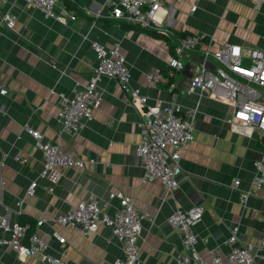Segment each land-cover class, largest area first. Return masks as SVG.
Returning <instances> with one entry per match:
<instances>
[{
	"label": "crops",
	"instance_id": "1",
	"mask_svg": "<svg viewBox=\"0 0 264 264\" xmlns=\"http://www.w3.org/2000/svg\"><path fill=\"white\" fill-rule=\"evenodd\" d=\"M191 2L166 0V6L174 9L173 17L162 30H147L111 19L105 0H63L61 4L76 15L66 25L45 19L20 0H0V16L9 12L16 16L13 30L0 25V90L7 91L0 95V183L4 182L0 214L11 223H33V231L47 243L51 256L67 264H113L121 259L122 246L108 228L84 235L56 222L58 214L90 197L112 216L118 202L107 201V195L121 192L147 216L142 222L138 264H175L182 252L180 236L167 218L175 209L192 206L204 209L193 229L199 255L208 259L216 252L226 257L227 240L237 229L235 245L251 246L253 264H264V188L244 205L239 202V194L252 188L253 162L264 164V136L246 137L231 130L230 105L206 93L185 94L201 61L200 51L182 57L179 72L167 65L175 43L196 32L210 36L214 48L229 43L264 52V0H199L193 13ZM163 11L158 19L164 17ZM92 42L106 48L120 44L132 86L149 96L151 103L168 102L175 93L183 113L197 110L194 140L181 154L173 200L163 202L160 181L141 183L142 164L135 155L140 115L117 82L99 83V108L83 130L59 136L58 94L70 95L76 84L85 85L90 79L97 63ZM151 69L161 70L162 82L146 83L145 74ZM25 126L38 131L44 142H57L66 154L86 162L85 169L63 170L50 192L49 183L39 178L42 154ZM35 180V195L24 198L19 209L17 202ZM235 180L238 189L233 188ZM38 221H43L39 227ZM53 232L65 239L63 247ZM0 264L43 263L37 258L18 259L14 251L0 247Z\"/></svg>",
	"mask_w": 264,
	"mask_h": 264
},
{
	"label": "built area",
	"instance_id": "2",
	"mask_svg": "<svg viewBox=\"0 0 264 264\" xmlns=\"http://www.w3.org/2000/svg\"><path fill=\"white\" fill-rule=\"evenodd\" d=\"M28 8L39 11L45 19H51L66 25L74 22L76 15L61 4L63 0H20ZM182 2L183 0H172ZM199 0H192L189 11L197 9ZM110 8V18L123 21L127 25L147 30H162L165 22L174 15V9L166 6V0H105ZM164 10V11H163ZM163 11L164 17L158 19ZM16 16L5 13L0 16V25L13 30ZM213 39L206 34L196 32L180 38L173 48V56L168 67L179 72L183 68L181 58L200 51L201 61L185 91L186 95L195 93L211 96L231 106L227 120L231 130L243 136H264V52L251 49L243 50L241 46L222 43L214 48ZM97 58L90 79L85 85L76 84L70 95L58 94L57 119L60 124L59 136L74 135L83 130L86 122L91 121L92 113L99 108L101 92L99 83L103 79L113 80L119 85L128 102L135 106L140 115L138 122L140 140L135 150L137 159L142 164L141 183L160 181L164 195L163 202L173 200L174 192L179 187L177 173L181 154L194 140L196 109L182 112L178 96L171 93L168 102L160 100L151 103L149 96L142 94L139 88L131 84V70L121 53L119 43L111 48L97 42L91 43ZM147 84L156 85L163 81L159 69H151L145 74ZM51 93H53L51 91ZM6 90H0L5 96ZM24 131L31 136L34 146L42 154V168L39 178L46 180L52 192L58 184L61 173L68 168L78 171L85 169L86 162L66 154L62 146L55 142H44L41 134L30 128ZM15 161L19 158L15 157ZM88 163H94L89 160ZM3 164H1L2 166ZM254 176L252 188L239 194V202L244 205L247 199L259 189L264 188V164L253 162ZM4 182L0 183L2 189ZM37 181H32L25 190L17 206L20 209L24 198L33 197ZM239 187L235 180L233 188ZM1 191V190H0ZM107 201L117 200L118 206L112 216L104 212L100 202L95 198L81 200L74 207L56 217V222L69 229H79L82 234L95 233L100 227L108 228L122 246V258L113 264H138L140 260V241L142 222L147 219L130 200L121 192L109 193ZM204 213L201 206H192L187 210L175 209L167 218L168 225L180 236L182 252L175 257V264H253L251 246H236V232L232 231L227 240L230 251L226 257L212 252L208 259L199 255V240L194 233L195 226ZM264 226V215L262 218ZM38 221L36 226H41ZM28 225L11 223L6 214H0V247L15 252L18 259L37 258L43 264H67L61 257L51 256L47 252V243L36 231L27 236ZM62 247L65 239L53 232ZM261 245H264V229Z\"/></svg>",
	"mask_w": 264,
	"mask_h": 264
},
{
	"label": "trees",
	"instance_id": "3",
	"mask_svg": "<svg viewBox=\"0 0 264 264\" xmlns=\"http://www.w3.org/2000/svg\"><path fill=\"white\" fill-rule=\"evenodd\" d=\"M20 224L21 225H28V228H27V236L33 233V227H34L33 226L34 225L33 223H26V220H22Z\"/></svg>",
	"mask_w": 264,
	"mask_h": 264
}]
</instances>
